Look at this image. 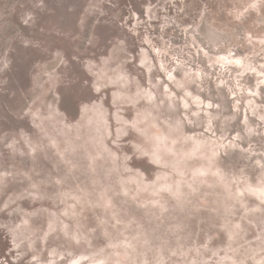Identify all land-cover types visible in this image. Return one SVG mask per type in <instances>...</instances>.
Here are the masks:
<instances>
[{
	"label": "rangeland",
	"instance_id": "obj_1",
	"mask_svg": "<svg viewBox=\"0 0 264 264\" xmlns=\"http://www.w3.org/2000/svg\"><path fill=\"white\" fill-rule=\"evenodd\" d=\"M0 264H264V0H0Z\"/></svg>",
	"mask_w": 264,
	"mask_h": 264
}]
</instances>
